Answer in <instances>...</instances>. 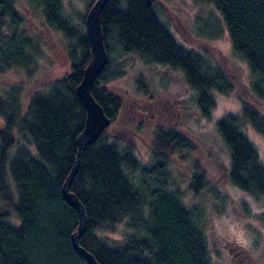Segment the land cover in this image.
<instances>
[{
    "label": "trees",
    "instance_id": "obj_1",
    "mask_svg": "<svg viewBox=\"0 0 264 264\" xmlns=\"http://www.w3.org/2000/svg\"><path fill=\"white\" fill-rule=\"evenodd\" d=\"M26 1L65 38L71 71L31 93L25 106L20 86L0 95V264H88L71 242L77 211L61 193L86 115L74 91L90 57L85 14L69 7V0ZM84 1L87 9L94 2ZM195 1L219 10L232 48L252 72L251 81L242 83L249 98L215 61L176 41L159 20L154 1L145 0L104 4L100 20L107 61L92 85L93 97L112 122L122 101L99 84L120 76L121 65L115 62L135 53L145 62L179 69L201 116H209L216 91L237 98L242 118L264 135V0ZM24 21L14 0H0V72L18 67L31 74L36 67L40 42L24 29ZM215 123L229 153L228 180L257 200L264 197V165L241 131V119L226 113ZM105 129L83 149L69 186L86 213L79 244L98 264H213L203 210L198 200L184 204L169 165L173 154L191 149L189 140L175 129L157 127L142 162L132 145ZM188 187L193 196H215L196 164ZM12 208L17 225L7 220ZM119 226L124 228L120 237L108 234Z\"/></svg>",
    "mask_w": 264,
    "mask_h": 264
},
{
    "label": "rangeland",
    "instance_id": "obj_2",
    "mask_svg": "<svg viewBox=\"0 0 264 264\" xmlns=\"http://www.w3.org/2000/svg\"><path fill=\"white\" fill-rule=\"evenodd\" d=\"M14 1L24 16V29L39 39L40 53L31 74L18 67L0 72V95L14 85L20 86V101L25 106L31 93L44 91L53 80L69 73L71 66L63 35L46 25L39 8L26 0ZM69 7L85 15L90 8H86L84 0H69ZM153 8L176 41L215 61L249 98V92H245L242 83L243 80L251 81L252 72L247 62L232 48L222 16L215 6L195 0H154ZM115 64L121 65V75L99 84L122 101L118 114L106 126L105 132L124 144L132 145L139 159L146 162L155 128L179 131L189 140L191 149L173 154L170 169L176 185L183 192L181 199L184 204L198 200V207L203 210L208 244L214 239L230 238L229 233H232L253 253L259 237V225L251 212L255 211V214L264 208V197L260 196L257 200L228 180L229 153L215 123L226 113L238 116L241 131L257 148L264 165V135L242 118L240 101L213 91L214 105L209 116L203 117L195 106L193 91L185 83L179 69L145 62L135 53L122 55ZM137 78L143 83H139ZM3 126L4 121L0 117V129ZM195 164L204 173L207 188L214 197L210 193L203 194L200 200L199 196L192 195L188 183ZM233 219L239 223L236 231L229 230L228 233ZM7 220L13 225L19 223L14 208ZM123 233L124 228L119 226L115 232L108 234L120 237Z\"/></svg>",
    "mask_w": 264,
    "mask_h": 264
},
{
    "label": "water",
    "instance_id": "obj_3",
    "mask_svg": "<svg viewBox=\"0 0 264 264\" xmlns=\"http://www.w3.org/2000/svg\"><path fill=\"white\" fill-rule=\"evenodd\" d=\"M153 1L154 0H145V3L150 5ZM106 2L107 0H94L84 19L90 45V57L83 68L81 80L75 86L74 91L81 100L86 115L83 128L75 138L77 147L76 155L61 187L63 198L74 207L78 214L77 228L71 234L72 245L75 251L84 258L88 264H98V262L94 255L82 247L78 242L86 226V213L83 204L76 194L70 191L69 186L77 172L83 149L86 145L94 142L111 122V118L104 113L102 106L91 93L92 85L98 78L107 61V52L103 41L100 20V13Z\"/></svg>",
    "mask_w": 264,
    "mask_h": 264
},
{
    "label": "flooded vegetation",
    "instance_id": "obj_4",
    "mask_svg": "<svg viewBox=\"0 0 264 264\" xmlns=\"http://www.w3.org/2000/svg\"><path fill=\"white\" fill-rule=\"evenodd\" d=\"M254 212H251V215L256 217L259 225L257 227L259 237L254 252L251 253L248 247L237 241L234 234L229 233V230L236 231L239 223L238 220L233 219L228 227L230 238L211 240L209 251L213 257L211 258L213 264H264V208L257 210L255 214Z\"/></svg>",
    "mask_w": 264,
    "mask_h": 264
}]
</instances>
